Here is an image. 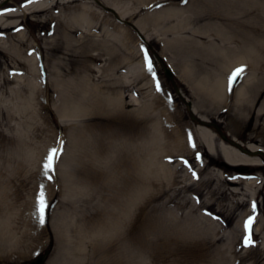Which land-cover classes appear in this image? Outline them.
<instances>
[{
    "label": "rangeland",
    "instance_id": "rangeland-1",
    "mask_svg": "<svg viewBox=\"0 0 264 264\" xmlns=\"http://www.w3.org/2000/svg\"><path fill=\"white\" fill-rule=\"evenodd\" d=\"M0 13V264L47 249L45 264H264V163L217 166L222 155L188 129L206 126L201 115L217 123V142L226 134L264 151V0H0ZM241 56L246 71L229 92ZM241 87L256 95L238 98ZM115 130L126 136L108 137ZM174 138L184 154L165 161L182 167L177 183L147 182L146 163ZM218 167L261 181L225 194L208 183Z\"/></svg>",
    "mask_w": 264,
    "mask_h": 264
},
{
    "label": "bare ground",
    "instance_id": "bare-ground-1",
    "mask_svg": "<svg viewBox=\"0 0 264 264\" xmlns=\"http://www.w3.org/2000/svg\"><path fill=\"white\" fill-rule=\"evenodd\" d=\"M38 5H41V4H38ZM25 11H29V10H23L22 12L25 13ZM193 31L196 32L195 30H193ZM135 49H136V46L134 43V46H132L130 48V50L133 52V50H135ZM245 60L246 59H244V56H241L237 62H239L243 66V65H245ZM171 67H173V65H171ZM82 77H84V75ZM249 81H250V78L248 77L246 82H249ZM223 86H224V81L223 82L221 81L220 82V88L223 89ZM258 86H262V85L260 83L256 84V87H258ZM125 89H127L126 86H121V88L118 89V92L119 91L120 92L117 93V95H123V92ZM242 89H243V87H241L239 90V92H241L240 93L241 95H238V98H241L242 96H246V95H250L251 97L253 95H256L253 92H251V93L249 91L247 92V90L244 92V91H242ZM97 95H103V94L97 93ZM107 95H112V94L110 93ZM106 102H108V103L111 102V98L110 97L107 98ZM145 108L143 107V109L142 108H139V109L141 111H143ZM193 112H195V111H193ZM201 117H204V116H201ZM262 117H264V110H263V112L258 114V119H260ZM188 129L190 132L194 131L196 134H198L204 138L206 145H207V148H208L210 153H212L213 155H217L220 153L222 155L225 163L220 164L219 161H216L217 166L224 167V166L229 165V167H233L234 169L239 170L240 168L238 167V165H246V164L252 165L253 164L256 166H261L264 163L263 159H261L259 156H253L254 153H256L258 151H262L263 149H261V148H258L256 146L250 145V144H243L236 137L231 138V140H229V142L225 141V140H221V139L219 142H217L218 141L217 140L218 134L206 126H193L192 125V126H188ZM113 136H117L119 138H124V136H126V135L125 134L123 135V133L120 130H115L111 134V136H108V137H113ZM179 142H177V140L175 138L172 139L171 145H173L174 148L171 151L169 149L162 148L161 146L164 147V144L160 145V148H158V150H157L158 155H157V157H155L156 158L155 162L150 161V162L146 163L145 170L147 172V177H143V178L147 179V182L152 183L153 181H155V183H157L159 187L164 186L165 188H168L172 184L177 183V179L179 177V176H177V174L180 173L179 170H181L182 167L177 168L174 166L175 168L171 169L170 168L171 166L169 164H167L165 159L169 160V158H171L170 156L173 154H177V153L178 154H184L185 146H184V144H182V142H180V143ZM146 143L147 142L144 141L143 145ZM262 153L264 154V152H262ZM165 157H169V158H165ZM193 160H194L193 156H186L185 164L187 166H190V168H191ZM203 165H205V164H203ZM209 165H211V161L207 162V164H206V166H209ZM221 167H218L215 169V172L213 173V177H211V182L208 181V183L216 185V187L219 188L225 194L231 193V194L237 195L240 193V188H242L243 186H246L247 189L253 188L258 181H261L259 178H257L256 180H250V181L242 180L237 175H231V174L227 173L224 169H221ZM154 169L157 171L156 176L150 177L149 175L153 174ZM196 189H197V192H202V187L200 184L197 185ZM144 191H147V189L141 188L139 191L140 195ZM256 193H257V191H256ZM256 193L252 194V195H254V198L256 197ZM246 195H248V194H246ZM208 209L213 210L215 214L220 215V216H224V214H225L223 210H221V209L217 210V208L215 207V202L209 203ZM224 217L227 220L230 219L229 216H224ZM6 234L7 233L5 231L1 230L0 231V238H4L3 236L6 237ZM3 242H5V240H3ZM2 246H4V243L3 244L1 243V247ZM0 250H1V248H0Z\"/></svg>",
    "mask_w": 264,
    "mask_h": 264
},
{
    "label": "snow or ice",
    "instance_id": "snow-or-ice-1",
    "mask_svg": "<svg viewBox=\"0 0 264 264\" xmlns=\"http://www.w3.org/2000/svg\"><path fill=\"white\" fill-rule=\"evenodd\" d=\"M29 3L32 2V0H28ZM185 3H187V0H184ZM5 12L7 11H15V9H6L4 10ZM4 14V13H0ZM19 29H17L18 31ZM145 62L148 68L149 72L153 71V64L151 62V59L147 53H145ZM247 66H241L236 69H234L229 77H228V91L232 92L234 86L239 82L240 79H242L245 71H246ZM157 90H160V85L157 84ZM61 155V148L59 146H54L50 148L49 153L46 157V162L43 165L44 169V175L47 177L48 180H52L53 176L51 173L55 169L56 162L58 161L59 157ZM48 207L47 204V198L45 195L44 191V186L40 185V190L37 194V215H38V220L40 224L45 223V216H46V209ZM253 209H255L256 204L253 203L252 205ZM253 217L249 216L247 220L245 221V230H246V235L244 237V244L246 247H251L254 246L255 241L252 238V226H253Z\"/></svg>",
    "mask_w": 264,
    "mask_h": 264
},
{
    "label": "water",
    "instance_id": "water-1",
    "mask_svg": "<svg viewBox=\"0 0 264 264\" xmlns=\"http://www.w3.org/2000/svg\"><path fill=\"white\" fill-rule=\"evenodd\" d=\"M163 67H164V71H165L166 76L169 77L170 79H173L175 76V73H174V70L172 69V67L168 63H167V65H163ZM193 119L200 121L202 123V125H206V127H208V126L214 127V128H217L218 131H220L217 123L212 122L211 120H209L206 117L204 118L201 116H197V117L193 116ZM221 136H222L223 140H225V141L230 140V138L226 134H221ZM262 152H264V151H258L256 153L263 154ZM50 252H51L50 249L45 250L44 253H42L39 256H37L36 258L32 259L30 261V264H45L49 255H50Z\"/></svg>",
    "mask_w": 264,
    "mask_h": 264
}]
</instances>
